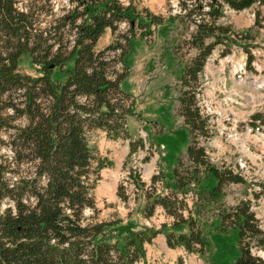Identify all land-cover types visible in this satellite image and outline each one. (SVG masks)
Masks as SVG:
<instances>
[{"label": "trees", "instance_id": "16d2710c", "mask_svg": "<svg viewBox=\"0 0 264 264\" xmlns=\"http://www.w3.org/2000/svg\"><path fill=\"white\" fill-rule=\"evenodd\" d=\"M75 2V11L56 21L67 28L71 45L63 48L54 42L40 52L29 47V16L17 12L13 0H0V143L11 154L0 156V264H146L145 246L158 235L169 249L182 248L200 258L214 251L212 264H264L255 254L264 249V232L251 203L221 202L225 187L241 178L208 160L201 143L210 137L208 121L197 105L206 59L217 46L223 56L232 42L229 27L218 24L223 8L240 12L263 0H213L205 4V13L197 5L199 20H193L189 39L196 54L181 72L177 97L186 159L177 157L171 171L160 170L148 186L138 175H129L142 193V216L150 219L159 207L171 222L159 229H115L116 239L109 229L115 224L87 223L84 218L85 210L95 211L92 192L105 167L90 149L88 135L98 130L109 139L129 141V156L144 148L141 140L129 136L126 123L134 102L122 84L137 31L142 39L162 19L119 0ZM192 14L188 10L186 18ZM121 24L127 31L118 32ZM106 30L113 40L98 51L96 44ZM26 55L39 77L19 73ZM251 61L250 56L248 68ZM251 120L264 125L259 115ZM117 196L127 201L121 186ZM256 196L264 198V181ZM182 228L185 232L175 233Z\"/></svg>", "mask_w": 264, "mask_h": 264}, {"label": "rangeland", "instance_id": "374dc122", "mask_svg": "<svg viewBox=\"0 0 264 264\" xmlns=\"http://www.w3.org/2000/svg\"><path fill=\"white\" fill-rule=\"evenodd\" d=\"M210 1L119 0L122 5L131 3L138 11L146 10L160 17L162 24L152 26L151 34L142 39L137 31L129 53V73L122 84L134 102L132 115L126 123L129 136L132 140H141L144 148L129 156V141L109 139L98 130L88 135L90 149L105 167L99 172L92 192L95 211L85 210L84 218L87 223L115 224L109 228L114 231L115 239V229H159L163 223L171 222L159 207L150 219L142 216V193L136 191L129 175H138L148 186L151 177L160 170L168 174L177 157L186 159L187 143H183L185 132L178 114L179 77L196 54L189 46V39L195 29L193 20H199L197 5H202V13H205V4ZM13 3L17 12L29 16L33 40L29 47L41 52L54 42L63 48L71 45L67 28L63 29L56 21L75 11V0H13ZM188 10L193 13L190 19L186 18ZM222 13L218 24L229 27L232 42L227 44L229 51L223 56V48L215 47L199 78L197 105L208 121L210 132L208 140L201 143L210 163L228 168L241 178L240 183L225 187L221 202L233 206L240 201H249L264 232V198L256 196L264 181V125L251 124L255 115L264 119V0L262 4L240 12L224 7ZM53 28H56L54 33H47L48 30L53 32ZM125 31L127 26L121 24L118 32ZM112 40L111 32L106 30L97 42L96 50H102ZM250 56L252 61L248 68ZM18 71L39 77L38 67L32 65L27 55L21 58ZM1 139L6 141L4 135ZM10 155L0 143V156ZM119 186L124 189L126 202L117 196ZM156 187L158 191L161 189L159 185ZM189 197L187 204L190 207L192 200ZM6 206L4 203L2 209ZM180 231L185 232V229L175 233ZM145 251L146 264H212L214 253L200 258L182 248L169 249L163 235L146 245ZM255 254L264 260V249Z\"/></svg>", "mask_w": 264, "mask_h": 264}, {"label": "water", "instance_id": "95a60500", "mask_svg": "<svg viewBox=\"0 0 264 264\" xmlns=\"http://www.w3.org/2000/svg\"><path fill=\"white\" fill-rule=\"evenodd\" d=\"M213 1V0H212Z\"/></svg>", "mask_w": 264, "mask_h": 264}]
</instances>
